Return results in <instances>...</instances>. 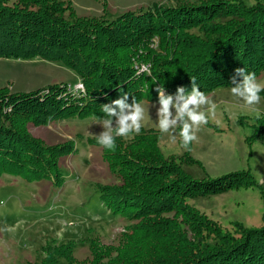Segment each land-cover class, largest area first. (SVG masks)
I'll use <instances>...</instances> for the list:
<instances>
[{
  "label": "trees",
  "instance_id": "trees-1",
  "mask_svg": "<svg viewBox=\"0 0 264 264\" xmlns=\"http://www.w3.org/2000/svg\"><path fill=\"white\" fill-rule=\"evenodd\" d=\"M75 13L69 0H0V57L61 62L85 89L76 97L60 83L22 93L0 87V175L62 180L58 160L72 145H47L29 133L26 122L40 125L74 114L102 118V105L124 93L129 103L157 102L160 84L174 94L181 86L190 91L195 78L208 94L233 85L237 68L256 76L264 71V0H172L112 20ZM153 36L159 46L146 55L150 72L136 74L134 49ZM259 95L264 100V90ZM151 130L129 142L116 137L114 150L102 147L121 183L102 186L99 198L132 223L117 245L91 240L90 264H264V216L261 226L235 223L230 231L188 202L252 186L250 171L196 178L181 160L161 153ZM187 160L202 170L199 161ZM72 247L46 245L43 258L32 264H79Z\"/></svg>",
  "mask_w": 264,
  "mask_h": 264
},
{
  "label": "rangeland",
  "instance_id": "rangeland-1",
  "mask_svg": "<svg viewBox=\"0 0 264 264\" xmlns=\"http://www.w3.org/2000/svg\"><path fill=\"white\" fill-rule=\"evenodd\" d=\"M14 1L8 0V3ZM171 1L69 0L76 15L107 20L127 11H149ZM143 42L134 49L130 60L136 74L150 72L151 62L146 55L159 46L156 36ZM256 78L264 85V71ZM56 83L62 87L66 85V91L76 97L85 91L76 87L82 83L80 77L61 62H49L40 57L27 60L0 57V87L9 93L36 91ZM233 86L219 87L205 94L216 105L215 114H208V123L196 132L197 140L189 145L190 150L181 145L179 127L175 142L167 134L159 132L156 126L158 102L140 101L146 108L150 105V119L146 116L140 131L152 129L158 136L161 153L175 162L181 160L196 178L250 171L255 181L252 186L188 200L200 212L230 231L235 229V223L247 227L261 226L264 216V100L260 96V103L249 107L231 94ZM103 118L106 117L81 118L74 114L40 125L26 122V129L33 137L47 145L68 142L72 150L58 160L62 174L58 184L52 178L26 181L8 173L0 175V264L39 262L46 245L67 242L73 244L72 256L79 264H90L91 240L103 245L118 244L121 233L132 221L113 215L99 198L102 186L121 183L120 176L110 170L104 159L96 136L104 130L96 124ZM256 133L261 138H257ZM135 135L119 138L129 142ZM187 156L199 161L202 170L188 164ZM155 241L154 238L153 247ZM158 242L160 244L159 239ZM61 262L63 264L64 260Z\"/></svg>",
  "mask_w": 264,
  "mask_h": 264
},
{
  "label": "clouds",
  "instance_id": "clouds-1",
  "mask_svg": "<svg viewBox=\"0 0 264 264\" xmlns=\"http://www.w3.org/2000/svg\"><path fill=\"white\" fill-rule=\"evenodd\" d=\"M235 74L232 78L234 86L230 88L231 94L249 107L258 105L261 99L259 93L264 90V85L257 81L255 73H246L244 68L235 69ZM236 76L241 78L239 82H237ZM191 81L190 91H186L181 86L177 87L174 94H167L163 84L155 88L159 105L156 108V126L159 132L167 134L172 142L177 139L176 129L179 127L178 136L185 150H190L189 145L197 140L196 132L202 125L208 123V114L214 115L216 108L209 97L199 89L195 78H191ZM76 87L84 90L82 83ZM128 100L129 95L124 93L110 104L102 105V111L106 118L96 124L101 125L104 130L96 136L98 143L107 150L115 149L116 137L129 138L132 134L138 135L146 116L150 119L148 115L150 105L146 108L134 98L131 103ZM151 107H155V105H151ZM113 122H115L114 127Z\"/></svg>",
  "mask_w": 264,
  "mask_h": 264
}]
</instances>
